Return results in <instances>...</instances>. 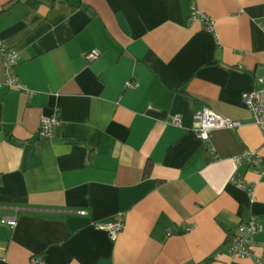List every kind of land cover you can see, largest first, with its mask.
Listing matches in <instances>:
<instances>
[{"label": "crops", "instance_id": "obj_1", "mask_svg": "<svg viewBox=\"0 0 264 264\" xmlns=\"http://www.w3.org/2000/svg\"><path fill=\"white\" fill-rule=\"evenodd\" d=\"M35 1L0 0V48L17 52L26 89L2 84L0 57V219H16L0 223V264H253L225 244L250 218L264 241V169L233 161L264 159L242 102L264 86V0ZM202 106L241 126L202 143ZM117 214L111 241L94 224Z\"/></svg>", "mask_w": 264, "mask_h": 264}, {"label": "built area", "instance_id": "obj_2", "mask_svg": "<svg viewBox=\"0 0 264 264\" xmlns=\"http://www.w3.org/2000/svg\"><path fill=\"white\" fill-rule=\"evenodd\" d=\"M190 18L192 20H201L207 24V29L212 30V24L204 15H200L196 11H192ZM264 28V23L261 25ZM99 56L98 51L91 50L84 55L87 62L95 61ZM0 57L3 61L4 81L2 84L19 92H26L23 85L18 83L14 75V68L18 62V54L15 50H5L0 48ZM259 83H263L264 78H257ZM127 87L132 86L126 83ZM134 86V85H133ZM242 102L246 109L252 115L254 125L259 129L264 143V86L260 90H253L242 95ZM195 126L193 129L196 137L204 144L208 145L210 134L216 130H236L241 126L239 121L225 119L206 106H202L195 112ZM59 121L56 116L41 117L38 128V137L42 141H51L55 137V129ZM171 125L174 127L181 126V119L178 116L173 117ZM207 148H209L207 146ZM210 149V148H209ZM233 161L237 164H247L250 168L257 172L264 169V159H262L254 151H244L241 155L235 157ZM238 187L248 190L250 187L240 179H232ZM83 215V212L79 213ZM0 223L14 228L16 226L15 218H1ZM125 223L121 214L114 215L108 222H98L94 224L96 230L107 233L111 241H114L117 235L123 231ZM263 228L255 218H250L247 221L239 224L235 231L226 241L227 255L231 258L250 259L253 264H264V241L261 243L255 242V237L262 233ZM258 247L261 254L257 256L254 249ZM31 264H44L41 257H33Z\"/></svg>", "mask_w": 264, "mask_h": 264}, {"label": "trees", "instance_id": "obj_3", "mask_svg": "<svg viewBox=\"0 0 264 264\" xmlns=\"http://www.w3.org/2000/svg\"><path fill=\"white\" fill-rule=\"evenodd\" d=\"M24 4L27 6L28 9L34 10L37 7L38 2L35 0H26ZM149 171H150V164L148 163L144 170V177H147L149 175Z\"/></svg>", "mask_w": 264, "mask_h": 264}, {"label": "water", "instance_id": "obj_4", "mask_svg": "<svg viewBox=\"0 0 264 264\" xmlns=\"http://www.w3.org/2000/svg\"><path fill=\"white\" fill-rule=\"evenodd\" d=\"M104 264H109L107 261Z\"/></svg>", "mask_w": 264, "mask_h": 264}]
</instances>
